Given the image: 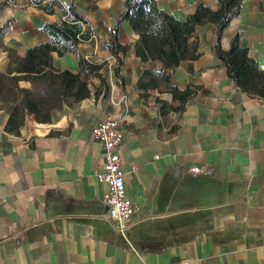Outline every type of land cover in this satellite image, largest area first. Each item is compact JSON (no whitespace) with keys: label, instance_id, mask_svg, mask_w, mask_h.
<instances>
[{"label":"crops","instance_id":"0c3cea01","mask_svg":"<svg viewBox=\"0 0 264 264\" xmlns=\"http://www.w3.org/2000/svg\"><path fill=\"white\" fill-rule=\"evenodd\" d=\"M71 3L87 37L54 51V65L80 73L88 96L69 97L47 121L24 112L12 127L15 102L0 92V264H264V96L230 76L216 52L217 24L197 25V56L165 69L179 91L190 89L181 100L162 82L139 84L163 65L136 54L150 23L126 16L125 0H0V71L20 74L13 67L49 39L46 23L62 22ZM156 3L179 20L200 3L221 6ZM242 6L221 46L237 39L264 69V0ZM114 31L125 50L115 52ZM81 57L91 70L80 68ZM113 113L126 117L121 168L140 208L125 233L108 218L109 185L96 175L105 163L93 128Z\"/></svg>","mask_w":264,"mask_h":264},{"label":"trees","instance_id":"16d2710c","mask_svg":"<svg viewBox=\"0 0 264 264\" xmlns=\"http://www.w3.org/2000/svg\"><path fill=\"white\" fill-rule=\"evenodd\" d=\"M220 5L213 9L210 5L200 3L196 11L186 20H179L165 9L159 8L156 0H125V15L146 17L149 29L134 43V50L143 61H160L163 68L146 69L139 84L144 88L159 86L162 82L169 85L174 96L186 99L191 91H179L171 82V75L165 70L175 68L182 61L197 56L198 41L191 40V35L197 25L205 22L217 24L215 46L217 55L224 61L230 76L249 94L264 96V69L258 61L249 55L247 47L240 45L235 39L229 49L221 46V36L226 26L236 16L243 0H218ZM54 2L46 5L48 11H53ZM66 18L62 22H48L45 29L49 39L28 48L26 55L14 66L20 74L7 75L0 71V92L4 97H12L13 105L10 123L19 126L23 121L22 114H32L36 120L50 119L51 110L63 105L69 97L82 99L88 96L90 88L88 81L80 73L69 69H59L54 65L53 52L64 54L74 50L86 33H81L86 21L84 15L71 3L64 7ZM128 46L118 42L116 32L113 34V48L125 50ZM80 68L91 70L90 64L81 57ZM12 69V68H10ZM20 79H28L32 87L18 86ZM17 87L18 92L14 89ZM9 99V98H8ZM20 118H18V116Z\"/></svg>","mask_w":264,"mask_h":264},{"label":"built area","instance_id":"2783aa9c","mask_svg":"<svg viewBox=\"0 0 264 264\" xmlns=\"http://www.w3.org/2000/svg\"><path fill=\"white\" fill-rule=\"evenodd\" d=\"M125 114L113 113L93 128L94 136L103 145V168L97 172V179L109 185L104 202L108 208V218L121 233L127 232L134 214L138 211L139 203L133 200L126 191L125 172L121 168L119 151L123 140L121 124L125 121ZM176 264H187L182 261Z\"/></svg>","mask_w":264,"mask_h":264}]
</instances>
